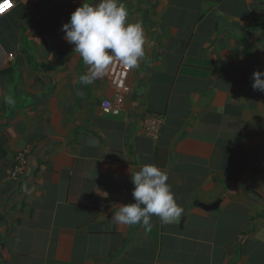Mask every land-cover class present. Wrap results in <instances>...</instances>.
<instances>
[{
    "label": "crops",
    "instance_id": "1",
    "mask_svg": "<svg viewBox=\"0 0 264 264\" xmlns=\"http://www.w3.org/2000/svg\"><path fill=\"white\" fill-rule=\"evenodd\" d=\"M83 2L0 0V264H264V0H122L145 57L87 85L62 31ZM144 164L178 222H112Z\"/></svg>",
    "mask_w": 264,
    "mask_h": 264
},
{
    "label": "clouds",
    "instance_id": "2",
    "mask_svg": "<svg viewBox=\"0 0 264 264\" xmlns=\"http://www.w3.org/2000/svg\"><path fill=\"white\" fill-rule=\"evenodd\" d=\"M129 12L122 0H86L62 26L64 39L89 66V74L80 77L91 84L103 75L114 61L135 69L145 57V36L139 22L129 23ZM252 88L264 92V71L253 72ZM6 103H13L4 97ZM134 203L121 204L111 220L117 225H141L149 230L151 218L162 224L179 221L184 209L178 204L168 181V173L156 164H144L131 171Z\"/></svg>",
    "mask_w": 264,
    "mask_h": 264
},
{
    "label": "built area",
    "instance_id": "3",
    "mask_svg": "<svg viewBox=\"0 0 264 264\" xmlns=\"http://www.w3.org/2000/svg\"><path fill=\"white\" fill-rule=\"evenodd\" d=\"M123 103V99H120ZM106 111H113L114 104L111 101L103 102ZM149 119L146 120L145 129L148 134L153 136H159L163 127L162 117L158 115L148 116ZM27 158L24 153H20L16 159V163L8 169V173L12 178L18 179L24 172L26 167Z\"/></svg>",
    "mask_w": 264,
    "mask_h": 264
},
{
    "label": "water",
    "instance_id": "4",
    "mask_svg": "<svg viewBox=\"0 0 264 264\" xmlns=\"http://www.w3.org/2000/svg\"><path fill=\"white\" fill-rule=\"evenodd\" d=\"M219 202L220 201H217V202L209 204V205L208 204H204L203 207L206 208V209H215V208L218 207Z\"/></svg>",
    "mask_w": 264,
    "mask_h": 264
}]
</instances>
